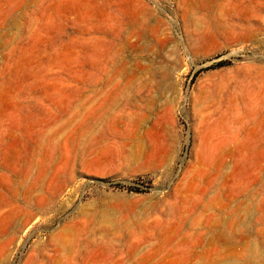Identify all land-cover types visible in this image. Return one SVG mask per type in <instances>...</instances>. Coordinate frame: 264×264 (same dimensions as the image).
I'll return each mask as SVG.
<instances>
[{
    "label": "rangeland",
    "instance_id": "rangeland-1",
    "mask_svg": "<svg viewBox=\"0 0 264 264\" xmlns=\"http://www.w3.org/2000/svg\"><path fill=\"white\" fill-rule=\"evenodd\" d=\"M0 264H264V0H0Z\"/></svg>",
    "mask_w": 264,
    "mask_h": 264
}]
</instances>
